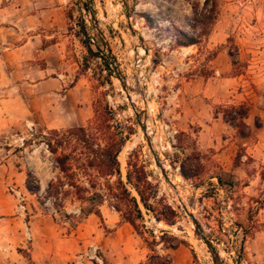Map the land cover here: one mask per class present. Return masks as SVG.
I'll use <instances>...</instances> for the list:
<instances>
[{"label": "rangeland", "instance_id": "1", "mask_svg": "<svg viewBox=\"0 0 264 264\" xmlns=\"http://www.w3.org/2000/svg\"><path fill=\"white\" fill-rule=\"evenodd\" d=\"M202 3L0 0L62 5L61 21L39 29L43 45L58 42L51 65L42 61L65 75L66 87L81 81L54 113L43 106L16 125L17 109L0 105V264L29 263L24 225L33 212L20 205L30 199L42 217L36 225L53 242L45 264H91L77 256L94 247L103 264L119 260L105 250L101 209L134 220L126 222L148 249L140 264H213L188 213L219 264H264V0H216L207 32L181 44L183 34L199 35L191 23ZM74 101L90 104L84 123L47 127L49 117L75 118ZM33 149L53 171L35 193L18 174ZM29 185H37L33 176ZM177 188L187 212L176 205Z\"/></svg>", "mask_w": 264, "mask_h": 264}, {"label": "crops", "instance_id": "2", "mask_svg": "<svg viewBox=\"0 0 264 264\" xmlns=\"http://www.w3.org/2000/svg\"><path fill=\"white\" fill-rule=\"evenodd\" d=\"M62 10V5H0V105L17 109V112L13 113L11 124L16 125L19 120L29 119L28 116L32 113L37 115L38 110L43 106L50 107L54 113L58 106L69 100L71 92L81 84L78 80L72 86L66 87L65 75L47 66L50 64L47 61L50 58L48 54L51 49L56 48L58 42L50 41L48 45H43L45 42L43 38L47 36L43 35L39 29L57 25L61 21ZM53 74H60V77ZM71 107L75 118L72 116L61 118L58 115L49 117L45 121L47 127L62 128L79 125L90 117L88 102L81 106L74 101L71 102ZM25 122L31 121L26 120ZM35 150L30 152L25 168L18 169L24 188L27 171L31 172L38 187L47 185L52 178L53 171L49 170L48 160L44 157V153L40 155L43 158L41 162L40 156L37 157L34 154ZM40 162L41 169H38ZM35 206L33 200L30 199V203L24 207L33 212L30 216L33 222H28L31 235L29 239L30 259L34 263L45 264L48 263V255L53 248V242L48 237V233L40 231L39 226L36 225L40 212L34 211ZM101 214L109 228L107 236L109 244L105 250L108 254L113 251L119 258V260L110 258V261L104 264L143 263L148 249L135 238L129 223L123 221L117 213L109 210L101 209ZM24 238V236L18 237L19 244H24Z\"/></svg>", "mask_w": 264, "mask_h": 264}, {"label": "trees", "instance_id": "3", "mask_svg": "<svg viewBox=\"0 0 264 264\" xmlns=\"http://www.w3.org/2000/svg\"><path fill=\"white\" fill-rule=\"evenodd\" d=\"M216 0H203L202 6L199 11L195 10L193 13V22L191 23V27L195 28L196 25L200 26L201 31L199 32V35H186L183 34L184 41L181 44L188 45V44H194L198 41V38L200 35L205 34L207 32V29L215 17V12H216ZM88 47V45H87ZM63 161H61L62 163ZM116 171L119 172V168H116ZM27 178L25 181V186L26 188L31 191V192H36L38 190V185H29V178L32 177L33 175L31 174L30 171H27L26 173ZM140 200L142 204L146 206L145 199H143L142 195H140ZM135 201V200H134ZM135 211L137 215H140V209L138 208L137 203L135 202ZM126 221H128L131 224H134V220L131 218L130 215L125 216ZM28 264H37L34 263L31 259L28 260Z\"/></svg>", "mask_w": 264, "mask_h": 264}, {"label": "water", "instance_id": "4", "mask_svg": "<svg viewBox=\"0 0 264 264\" xmlns=\"http://www.w3.org/2000/svg\"><path fill=\"white\" fill-rule=\"evenodd\" d=\"M80 25H81V28L83 30V33L85 35V32H84V28H83V21L81 20L80 21ZM141 123V122H140ZM142 128L143 130L145 131V126L142 125ZM148 145L150 146L151 143L150 141H148ZM153 155L156 156L157 158V154L152 151ZM157 165L159 166L160 170H161V173L163 174L165 180L173 185L171 179L168 177L167 175V172L165 171L164 169V166L163 164L157 159L156 161ZM184 210L187 212V209L184 205ZM192 222L194 223L195 225V233L197 234V236L199 237V239L207 246V248L209 249V251L211 252V255H212V259H213V264H219V254L217 252V249L215 248V246L213 245L212 241L204 234V231L201 227V225L199 224L198 220L195 218V216L192 214V213H188Z\"/></svg>", "mask_w": 264, "mask_h": 264}, {"label": "built area", "instance_id": "5", "mask_svg": "<svg viewBox=\"0 0 264 264\" xmlns=\"http://www.w3.org/2000/svg\"><path fill=\"white\" fill-rule=\"evenodd\" d=\"M26 128L27 130L31 131L32 130V123L31 122H26ZM13 191L14 189L11 188ZM17 198H19V202L23 201V198L19 196V194H17ZM21 208L24 209V206H22V204L20 205ZM154 234H157V229L154 231ZM24 235L26 237V239H30L31 235H30V230H29V226L27 224L24 225ZM77 260L78 263L83 262L84 260L88 261L91 264H103L102 258L100 256H98L96 254L95 251V247L93 250H90V252L85 251V252H80L79 255L77 256Z\"/></svg>", "mask_w": 264, "mask_h": 264}, {"label": "bare ground", "instance_id": "6", "mask_svg": "<svg viewBox=\"0 0 264 264\" xmlns=\"http://www.w3.org/2000/svg\"><path fill=\"white\" fill-rule=\"evenodd\" d=\"M165 179V178H164ZM175 179L174 178H172V182H174L175 183ZM178 181V180H177ZM173 183V184H174ZM170 185V184H169ZM176 185V184H175ZM173 193H174V197H175V200H176V205L177 204H180V206L182 207V209H184L183 207H184V205H185V203H184V199H183V197H182V192H181V190L179 189V188H177L176 190H174L173 191ZM173 200V199H172ZM186 201V200H185Z\"/></svg>", "mask_w": 264, "mask_h": 264}]
</instances>
